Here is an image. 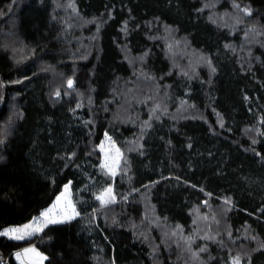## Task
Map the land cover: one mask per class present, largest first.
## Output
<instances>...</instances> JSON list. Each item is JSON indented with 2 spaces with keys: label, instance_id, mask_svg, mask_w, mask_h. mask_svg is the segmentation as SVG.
Returning <instances> with one entry per match:
<instances>
[{
  "label": "trees",
  "instance_id": "obj_1",
  "mask_svg": "<svg viewBox=\"0 0 264 264\" xmlns=\"http://www.w3.org/2000/svg\"><path fill=\"white\" fill-rule=\"evenodd\" d=\"M69 181L0 264H264V0H0V232Z\"/></svg>",
  "mask_w": 264,
  "mask_h": 264
},
{
  "label": "rangeland",
  "instance_id": "obj_2",
  "mask_svg": "<svg viewBox=\"0 0 264 264\" xmlns=\"http://www.w3.org/2000/svg\"><path fill=\"white\" fill-rule=\"evenodd\" d=\"M246 7L250 9L251 6L249 4H246ZM99 148H100L101 153H102V160H101L102 168L105 170H109L112 173L115 172L117 164H118V162L121 158V155H122V152H121L120 148L118 147L115 139L110 134H105V136L102 138V140L99 144ZM65 185H68L67 192H65ZM108 188H111V187H106L105 189H108ZM104 190L101 193H103ZM101 193L98 196H100ZM62 194H64V195H62ZM57 197H61V199L57 200ZM104 198L112 200V198H113L112 192L110 194H105ZM69 204H71L72 207H74L75 213H78L76 204L73 200L72 187H71L70 181L67 182L66 184H64L61 191L55 196V198L52 200V202L50 204H48L47 206H45L34 217H40V214L42 212L48 211L50 213V218L62 220L65 213H67L68 215L73 214L72 213V207H69ZM76 216L77 215H74V217L72 219L66 220L64 222L71 221V220L75 219ZM33 218L30 219L29 221L25 222V223L11 224V225L5 226L2 229V231L5 229H8V228H21V227H23V225L30 223L33 220ZM64 222H61V223H64ZM49 225H51V224H49ZM34 227H39V224L38 223L35 224ZM44 228L45 227H43L42 230ZM42 230L39 232H35L33 235L26 236L24 239L33 237L36 234H40L42 232ZM33 249H34V251H31ZM26 250H28V251H26ZM37 253L39 254V256H37ZM17 254H19V256ZM40 257H43V259H40ZM14 258L19 264H45L46 255L36 245L29 244V245H26V246L16 250L14 252ZM232 261H233V259H230L229 264H232ZM240 264H243V263H241V261H240ZM244 264H246V263H244Z\"/></svg>",
  "mask_w": 264,
  "mask_h": 264
},
{
  "label": "snow or ice",
  "instance_id": "obj_3",
  "mask_svg": "<svg viewBox=\"0 0 264 264\" xmlns=\"http://www.w3.org/2000/svg\"><path fill=\"white\" fill-rule=\"evenodd\" d=\"M243 11H245L247 14H250L248 13L247 9H244ZM72 85H73L72 80H69L68 86L72 87ZM57 95H59V93H57ZM67 189H68V185H65V192H67ZM110 193H111V188H108V189H105L104 192L101 193V195L97 197V199L101 201L102 206L111 202L110 199L104 198L105 194H110ZM60 199L61 197H57V200H60ZM69 207H72V205L69 204ZM72 213H73L72 215H68L67 213H65L62 220H57L54 218H50V213L48 211H45L40 214V217H34L30 223L23 225V227L21 228H8V229L3 230L2 232H0V236H6L10 239L21 240V239H24L26 236H30V235H33L35 232L41 231L43 227H46L49 224L61 223L66 220L72 219L74 215H78V213H75L74 207H72ZM37 223L39 224V227H34V225ZM31 251H34V249ZM17 255L19 256V254ZM37 256H39L38 253H37ZM40 259H43V257H40ZM232 264H240V258L234 257Z\"/></svg>",
  "mask_w": 264,
  "mask_h": 264
},
{
  "label": "built area",
  "instance_id": "obj_4",
  "mask_svg": "<svg viewBox=\"0 0 264 264\" xmlns=\"http://www.w3.org/2000/svg\"><path fill=\"white\" fill-rule=\"evenodd\" d=\"M1 263H2V264H4L5 262H4V261H2Z\"/></svg>",
  "mask_w": 264,
  "mask_h": 264
}]
</instances>
